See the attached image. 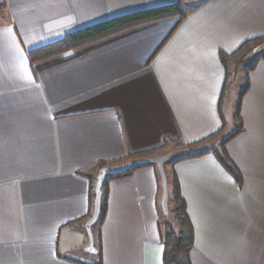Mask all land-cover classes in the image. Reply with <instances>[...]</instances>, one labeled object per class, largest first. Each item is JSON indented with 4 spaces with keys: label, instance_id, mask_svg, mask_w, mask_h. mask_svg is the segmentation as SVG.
I'll list each match as a JSON object with an SVG mask.
<instances>
[{
    "label": "crops",
    "instance_id": "1",
    "mask_svg": "<svg viewBox=\"0 0 264 264\" xmlns=\"http://www.w3.org/2000/svg\"><path fill=\"white\" fill-rule=\"evenodd\" d=\"M173 2L184 19L34 62L28 54ZM259 36L264 0H0V264H164L172 185L150 154L166 141L200 146L186 154L219 146L236 129L239 104L244 130L226 149L242 185L212 153L172 169L195 230L192 264H264V56L250 65L241 103L240 95L229 109L226 97L225 134L198 142L223 125L220 52ZM134 165L145 166L109 182L103 218L109 173Z\"/></svg>",
    "mask_w": 264,
    "mask_h": 264
},
{
    "label": "trees",
    "instance_id": "2",
    "mask_svg": "<svg viewBox=\"0 0 264 264\" xmlns=\"http://www.w3.org/2000/svg\"><path fill=\"white\" fill-rule=\"evenodd\" d=\"M172 16H179L181 19H184L186 17V12L180 3L178 2L166 3L158 6H153V7L121 14L119 16L90 25L84 29L67 33L65 36H63L62 38L56 41L29 50L28 54L30 56L31 61L33 62L38 61L43 58L66 51L68 49L105 38L124 29L151 21L169 18ZM262 42H264V36H259L246 40L237 50L233 51L232 53H228L226 51L220 52L221 60L224 63L227 70V77L224 85L223 95L221 98V115L223 119V125L217 131L204 137L198 142H213L217 138L225 134L227 130V120L225 118V115L223 114L222 105L225 102L226 97L228 96L229 85L234 77L229 64L231 60L236 57H240L242 60L247 59L249 52ZM254 67L255 66H251L248 73L251 70H253ZM248 87H249V77L247 75V80L245 87L242 90L240 103L242 100V96L244 95ZM235 117L237 120V126L235 131L232 134L225 137L219 146H210L195 153H189L186 155L179 156L175 158L173 163L182 159L193 158L207 153H212L219 160V162L226 169V171L230 175H232L233 178L240 185H242L243 176L241 174V171L234 163V161L231 159L226 149V144L244 130L243 120L241 117V104H239L238 106ZM167 142L168 141H166L164 145H166ZM156 149H160V147ZM144 166L145 165H134L130 168L118 172H113L109 175L108 179L103 184L105 190V199L102 206L103 218L106 214V198H107L106 194H107V187L109 182L112 180L129 177L130 175L133 174L134 171ZM171 185H172V208L174 211V218L176 220L178 227L177 229L171 228L164 235L163 238L164 246H165L164 264H192L191 250L194 247L195 230L192 220L187 211L186 201L181 193L178 177L173 169L171 175Z\"/></svg>",
    "mask_w": 264,
    "mask_h": 264
},
{
    "label": "rangeland",
    "instance_id": "3",
    "mask_svg": "<svg viewBox=\"0 0 264 264\" xmlns=\"http://www.w3.org/2000/svg\"><path fill=\"white\" fill-rule=\"evenodd\" d=\"M264 56V49H262L257 54L250 56L249 59L242 60L240 57L233 58L230 62V69L233 72V79L229 85V93H231L230 100L228 105L230 106L229 109H232L233 106L237 105V100L241 95L242 89L244 84H246L248 71L250 69V65L256 61L258 57ZM245 80V81H244ZM245 82V83H244ZM237 121V120H236ZM234 126H230V131L234 130ZM221 142V141H220ZM218 142V144H220ZM200 146L190 148H184V145L179 141H168L166 145L157 149L154 153L150 154V159H153L155 166L159 171V176L162 180V183L167 184L170 188V180L172 175V163L178 156L182 154H186L190 152V150H197ZM151 159V160H152ZM103 167V164H99L97 167V172ZM113 173V172H112ZM111 172L109 173V175ZM108 175V177H109ZM92 200H95V193L92 192ZM163 214V213H162ZM169 215L164 216L165 218V225L167 228L166 231H169L171 228L177 229L178 225L174 218V211L173 208H169Z\"/></svg>",
    "mask_w": 264,
    "mask_h": 264
},
{
    "label": "water",
    "instance_id": "4",
    "mask_svg": "<svg viewBox=\"0 0 264 264\" xmlns=\"http://www.w3.org/2000/svg\"><path fill=\"white\" fill-rule=\"evenodd\" d=\"M262 49H264V42L260 43V44L257 45L255 48H253V49L249 52L248 57L257 54V53L260 52Z\"/></svg>",
    "mask_w": 264,
    "mask_h": 264
}]
</instances>
